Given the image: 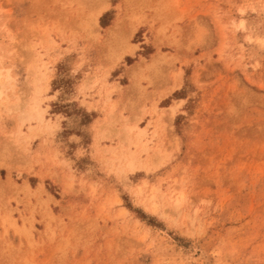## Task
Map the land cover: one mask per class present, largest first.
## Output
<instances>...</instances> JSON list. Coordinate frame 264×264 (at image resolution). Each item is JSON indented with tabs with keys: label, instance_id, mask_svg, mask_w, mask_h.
Returning a JSON list of instances; mask_svg holds the SVG:
<instances>
[{
	"label": "rangeland",
	"instance_id": "374dc122",
	"mask_svg": "<svg viewBox=\"0 0 264 264\" xmlns=\"http://www.w3.org/2000/svg\"><path fill=\"white\" fill-rule=\"evenodd\" d=\"M0 264H264V0H0Z\"/></svg>",
	"mask_w": 264,
	"mask_h": 264
},
{
	"label": "bare ground",
	"instance_id": "6f19581e",
	"mask_svg": "<svg viewBox=\"0 0 264 264\" xmlns=\"http://www.w3.org/2000/svg\"><path fill=\"white\" fill-rule=\"evenodd\" d=\"M41 118V116H39Z\"/></svg>",
	"mask_w": 264,
	"mask_h": 264
}]
</instances>
